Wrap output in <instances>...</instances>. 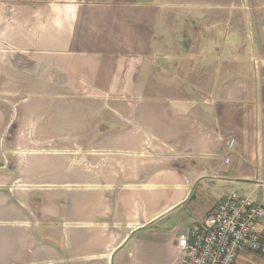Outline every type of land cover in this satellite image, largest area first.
I'll return each mask as SVG.
<instances>
[{
	"label": "crops",
	"instance_id": "obj_1",
	"mask_svg": "<svg viewBox=\"0 0 264 264\" xmlns=\"http://www.w3.org/2000/svg\"><path fill=\"white\" fill-rule=\"evenodd\" d=\"M6 108L52 166L0 208V264H180L220 198L264 206V0H0Z\"/></svg>",
	"mask_w": 264,
	"mask_h": 264
},
{
	"label": "built area",
	"instance_id": "obj_2",
	"mask_svg": "<svg viewBox=\"0 0 264 264\" xmlns=\"http://www.w3.org/2000/svg\"><path fill=\"white\" fill-rule=\"evenodd\" d=\"M233 144L228 141L227 149ZM263 221V205L239 192L225 195L204 220L178 236L180 264H235L242 252L264 256V231L257 230Z\"/></svg>",
	"mask_w": 264,
	"mask_h": 264
},
{
	"label": "rangeland",
	"instance_id": "obj_3",
	"mask_svg": "<svg viewBox=\"0 0 264 264\" xmlns=\"http://www.w3.org/2000/svg\"><path fill=\"white\" fill-rule=\"evenodd\" d=\"M185 6L181 5V10ZM169 9L175 10L176 8ZM244 21V20H243ZM180 22V21H179ZM184 22V21H183ZM240 46L246 49V39L240 37ZM231 54V53H227ZM234 54L243 55L242 51H236ZM9 124L7 127L6 125ZM11 126V127H10ZM115 136V135H113ZM230 141V140H229ZM228 143V142H227ZM39 150L43 149L41 145L37 146ZM23 148V147H22ZM45 150H48V147H44ZM12 110L4 109L2 115L0 116V208L4 205L8 206H18L22 208L23 205H37L40 209V206L44 204L42 196L39 194L40 185L42 182L46 181V173L49 171V167L52 166L50 154L45 152H38L36 154H28L23 152V154H14L12 153ZM156 168H160L163 172H168L171 165L162 164ZM12 175L19 178L21 185H31L27 189L21 190L12 187ZM33 188L34 191V200L26 202L23 198L24 195ZM90 190H82L80 195L83 198L89 197ZM250 200V199H249ZM36 217L39 215L36 214ZM30 219L29 217H25ZM65 221V218L61 219ZM72 217L69 216L67 219L68 224H64V228H72L70 224L72 222ZM81 220H88V218L82 217ZM142 233V231L137 234ZM244 264H264V256L262 255H245Z\"/></svg>",
	"mask_w": 264,
	"mask_h": 264
}]
</instances>
